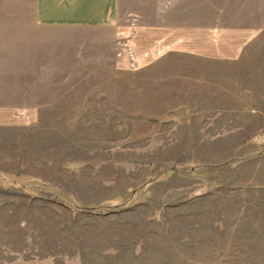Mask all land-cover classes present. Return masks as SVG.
Returning <instances> with one entry per match:
<instances>
[{
    "label": "rangeland",
    "instance_id": "obj_1",
    "mask_svg": "<svg viewBox=\"0 0 264 264\" xmlns=\"http://www.w3.org/2000/svg\"><path fill=\"white\" fill-rule=\"evenodd\" d=\"M226 1L121 0L114 31H41L30 0H0V41H49L68 55L34 87L3 77L0 103L65 92L82 105L42 110L36 126L0 127V264H264V173L228 166L243 145L264 152V108H214L264 104V40L249 50L260 65L230 67L226 86L206 84L197 59L200 28L219 24ZM177 18L197 28L182 31L181 41L195 42L181 45L192 58L141 72L145 55L172 40L148 47L140 26ZM113 55L128 69L117 78L97 68ZM249 133L258 135L242 141Z\"/></svg>",
    "mask_w": 264,
    "mask_h": 264
},
{
    "label": "crops",
    "instance_id": "obj_2",
    "mask_svg": "<svg viewBox=\"0 0 264 264\" xmlns=\"http://www.w3.org/2000/svg\"><path fill=\"white\" fill-rule=\"evenodd\" d=\"M32 7V26L36 30L51 31H75V30H94V31H114L118 28L121 21L120 4L121 0H30ZM175 0H173V5ZM217 13L221 15L218 25L208 26L200 31V38L207 41H202L201 53L197 56L199 60H204L207 64L206 68V84L216 87L226 86L227 72L230 67L238 68L243 63L252 62L259 63L260 55L252 56L249 52L250 48H257L264 40V0H227L226 4L222 3ZM236 12L243 13L245 17L243 21L238 17H229L228 15ZM173 24H159L158 26L141 25L140 29L149 32L146 33V40L144 41L148 47H152L158 43L159 39H169L172 41H165L163 53H148L143 59L144 64L141 67V72H148L156 68L170 69L174 67V62L180 63V58L191 59L193 54L190 51H181V45L184 44L186 48L191 47L194 41H181L182 31L184 35H190L188 31L197 28L191 26L183 27L179 23ZM231 22V23H229ZM219 31V41H211L212 33L210 31ZM170 35L172 37H170ZM0 41V87L3 86L2 78H16L23 79V85L26 87H34L37 84L34 79L52 77L53 63H61L68 59V55H63L62 44L59 45V50L49 41ZM182 45V46H184ZM11 48H10V47ZM144 56V55H143ZM196 55H194L195 57ZM201 58V59H200ZM76 61H83V55L79 52L75 55ZM202 60V61H203ZM174 61V62H173ZM98 65V69L111 70L112 76L117 78L122 73H127V65L123 61H119L116 55L111 57L108 63L104 66ZM172 63V64H171ZM167 64L168 68L164 67ZM246 65V64H245ZM258 67V66H257ZM51 71V72H50ZM210 72L214 74L215 79L220 81L213 82L210 80ZM224 78V81L222 80ZM4 81V80H3ZM17 85V84H16ZM20 85V84H18ZM68 85L70 83L68 82ZM72 87H77V84H72ZM116 88V87H115ZM30 91V90H29ZM221 94L224 91H219ZM67 98L65 92L54 100L46 101L38 104L31 97L26 99L24 104H3L0 103V127L2 126H16L29 127L36 126L41 119L40 111H57V110H80L81 104H70L64 100ZM3 99L0 98V101ZM131 102V101H130ZM250 106H245V103H234L230 107L226 105L215 106V109H263L264 104L252 101ZM160 109L163 106L158 107ZM244 116H246L244 114ZM247 117V116H246ZM248 118V117H247ZM35 124V125H33ZM240 123H238L239 125ZM243 132V131H241ZM258 134L249 133L242 136V141L246 139L249 141L251 136L256 137ZM60 141L64 140V136L55 137ZM264 138H256L258 142H263ZM48 141V140H47ZM251 143V142H250ZM262 143L250 146V144L243 145L241 150L242 156H239L241 161L229 162L228 166H247L251 168H260L259 173H264V152L261 150ZM252 152H256L252 156ZM252 177H248V179ZM264 188V185L260 186ZM236 189H240L239 186Z\"/></svg>",
    "mask_w": 264,
    "mask_h": 264
}]
</instances>
